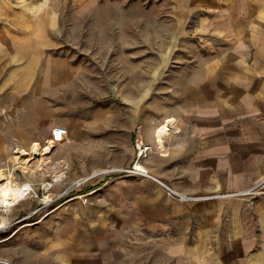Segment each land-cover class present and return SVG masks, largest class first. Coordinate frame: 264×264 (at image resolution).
Listing matches in <instances>:
<instances>
[{
    "label": "crops",
    "instance_id": "crops-1",
    "mask_svg": "<svg viewBox=\"0 0 264 264\" xmlns=\"http://www.w3.org/2000/svg\"><path fill=\"white\" fill-rule=\"evenodd\" d=\"M174 1L172 46L141 48L157 59L131 83L138 91L113 92L101 104L98 91L85 89L81 65L54 53L95 0H0V167L12 165L15 147L42 143L63 125L67 134L52 155L60 182L129 166L136 134L153 147L138 164L178 190L244 191L262 180L264 0ZM141 62L148 67V58ZM47 161L32 175L37 183L49 178ZM108 175L86 193L100 197L94 209L106 204L100 229L126 238L94 240L103 261L72 256L77 264H264V193L186 202L149 176ZM85 210L73 221L82 234L65 237L61 250L88 244Z\"/></svg>",
    "mask_w": 264,
    "mask_h": 264
},
{
    "label": "rangeland",
    "instance_id": "rangeland-1",
    "mask_svg": "<svg viewBox=\"0 0 264 264\" xmlns=\"http://www.w3.org/2000/svg\"><path fill=\"white\" fill-rule=\"evenodd\" d=\"M94 4V7L85 13L84 22L68 24L69 28L62 38V46L54 53L68 58L74 64L81 65L84 71L85 89L90 92L98 91L99 100L103 104L110 96H113V92L124 95L138 91L139 88L131 83L139 79L141 68L151 70L153 63L151 60L157 59L156 55L140 54L141 48L166 49L172 46V35L176 24L173 14L176 3L174 0H95ZM182 42L186 41L182 40ZM146 58L149 60L148 67L141 62V59ZM135 73L138 75L133 76ZM152 79L153 77L150 76V82ZM128 80H131V85ZM149 89L155 90L152 86ZM107 109L106 106L105 110ZM48 139L37 145L32 144L27 149L15 147L12 151V165L0 167L5 177L11 178L13 183L17 182L15 184L19 186L31 184L30 192L16 204L8 208L0 206V264H77L75 257H72L76 255H85V260L90 263L99 258L103 261L104 251L100 256L99 249L93 246L94 240L121 241L126 238L124 232L112 231L111 226L103 231L104 228L100 229L98 215L105 213L106 204H100L103 206L101 209L98 207L97 210L94 209L96 206L93 207L92 204L100 197L96 193H86L96 186L94 184L96 180L109 174V172L94 174L95 172L118 166L98 167L89 174L78 176L70 182H60L57 178L62 170L54 165V161L52 162V155L58 142H51L53 143L51 148L44 152ZM117 140L121 145L124 143L122 133L117 135ZM84 147L88 151L92 148V144L85 142ZM18 155H20L19 159L16 157ZM44 160H48L47 164L50 163L46 174L49 178L44 182L39 179L37 183L32 175L42 171L41 164ZM90 175H92L90 178L84 180V177ZM77 180L81 181L74 184ZM259 182L261 184L250 193H264V180ZM256 183L258 182L244 190L253 187ZM173 188L183 194L195 196L226 197L243 191L191 194L178 190L174 186ZM164 189L166 190L165 187ZM195 200L197 199L182 201ZM79 209H87L83 218H85V225L88 226L83 235L88 244L85 245L86 247L70 245L67 250H61L59 246H62V240L65 237L82 234L83 230L73 223L78 217ZM88 211L94 214H89ZM104 217L112 219L108 213ZM93 218L96 219L93 220ZM44 239L45 243L42 244ZM69 241L74 242L71 239ZM66 254L70 257L68 263L59 259L64 258Z\"/></svg>",
    "mask_w": 264,
    "mask_h": 264
},
{
    "label": "built area",
    "instance_id": "built-area-1",
    "mask_svg": "<svg viewBox=\"0 0 264 264\" xmlns=\"http://www.w3.org/2000/svg\"><path fill=\"white\" fill-rule=\"evenodd\" d=\"M67 134V128L63 125H56L54 126L53 130H52V135L50 137V139L52 140L53 143H57L59 141H62L65 137V135ZM134 146L136 149V157L134 162L129 165V166H118V167H110L108 168L107 172L113 171V172H123V173H135V174H142V175H146L149 176L155 180H157L158 182H160L165 188L167 193L172 196V197H176L177 199L180 200H194V199H203V198H208V197H215L216 195H201V196H195V195H190V194H183L181 192H178L176 189L173 188V186L168 183L165 182L163 180H161L160 178L150 174L147 169L145 167H143L141 164H138V162L147 157L150 150L152 149V145L149 143H145L143 141V139L141 138L140 135L136 134L135 138H134ZM261 184V182L256 183L253 187L241 191V192H236L235 194H241V193H249L251 192L254 188H256L257 186H259ZM31 188L29 189L30 192ZM233 194V193H232ZM179 197V198H178Z\"/></svg>",
    "mask_w": 264,
    "mask_h": 264
},
{
    "label": "bare ground",
    "instance_id": "bare-ground-1",
    "mask_svg": "<svg viewBox=\"0 0 264 264\" xmlns=\"http://www.w3.org/2000/svg\"><path fill=\"white\" fill-rule=\"evenodd\" d=\"M51 142H52L51 139H49L47 141V144L44 147V152H47L51 148V146L53 145V143H51ZM34 145H37V144H34ZM37 149H39V148H37ZM23 153H25V152H23ZM16 157L19 159L20 155H18ZM107 171H108L107 169H104L102 171H97L94 174L104 173ZM91 176L92 175H90L88 177L87 176L84 177V180L90 178ZM81 180H77L74 184L79 183V181H81ZM12 181L13 180L11 178H9L7 176L5 177V174L3 173V171L0 170V206H3L4 208H8L10 205L16 204L18 201L23 199L24 196H26L28 194L30 186H31V184L29 185L27 183L19 186V185L15 184L17 182L13 183ZM45 200H47V199H45Z\"/></svg>",
    "mask_w": 264,
    "mask_h": 264
},
{
    "label": "water",
    "instance_id": "water-1",
    "mask_svg": "<svg viewBox=\"0 0 264 264\" xmlns=\"http://www.w3.org/2000/svg\"><path fill=\"white\" fill-rule=\"evenodd\" d=\"M264 180V179H263Z\"/></svg>",
    "mask_w": 264,
    "mask_h": 264
}]
</instances>
